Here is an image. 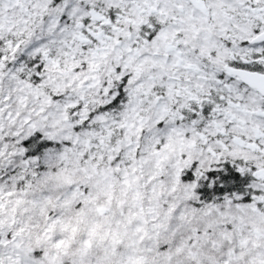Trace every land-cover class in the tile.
Segmentation results:
<instances>
[{
  "label": "snow or ice",
  "instance_id": "snow-or-ice-1",
  "mask_svg": "<svg viewBox=\"0 0 264 264\" xmlns=\"http://www.w3.org/2000/svg\"><path fill=\"white\" fill-rule=\"evenodd\" d=\"M0 264H264V0H0Z\"/></svg>",
  "mask_w": 264,
  "mask_h": 264
}]
</instances>
